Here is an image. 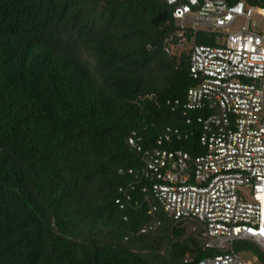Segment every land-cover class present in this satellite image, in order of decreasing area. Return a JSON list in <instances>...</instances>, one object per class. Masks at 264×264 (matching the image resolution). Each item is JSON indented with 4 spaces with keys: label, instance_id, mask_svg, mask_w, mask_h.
<instances>
[{
    "label": "trees",
    "instance_id": "1",
    "mask_svg": "<svg viewBox=\"0 0 264 264\" xmlns=\"http://www.w3.org/2000/svg\"><path fill=\"white\" fill-rule=\"evenodd\" d=\"M178 29L166 0H0V264H198L223 252L140 176L154 147L202 152L207 111L183 108L196 84L190 30L189 49L165 50ZM195 43L219 45L206 32ZM244 248L264 264L253 244L233 245Z\"/></svg>",
    "mask_w": 264,
    "mask_h": 264
},
{
    "label": "built area",
    "instance_id": "2",
    "mask_svg": "<svg viewBox=\"0 0 264 264\" xmlns=\"http://www.w3.org/2000/svg\"><path fill=\"white\" fill-rule=\"evenodd\" d=\"M166 3L173 6L179 29L177 45L171 36L165 50L174 53L187 30L191 33L189 63L196 84L188 89L183 108L185 113L207 111L197 117L202 152L193 156L154 147L143 155L140 176L151 179V191L169 216L188 225L195 222L205 246L223 251L198 264H248L233 245L249 242L264 253V35L249 31L247 25L236 32L228 27L239 16L248 24L264 7L242 0ZM198 32L216 35L219 45L196 44ZM128 187L133 189L132 184ZM120 191L130 198L123 187Z\"/></svg>",
    "mask_w": 264,
    "mask_h": 264
},
{
    "label": "rangeland",
    "instance_id": "3",
    "mask_svg": "<svg viewBox=\"0 0 264 264\" xmlns=\"http://www.w3.org/2000/svg\"><path fill=\"white\" fill-rule=\"evenodd\" d=\"M186 24L190 25L191 21L188 19L186 20ZM247 25V29L253 33H258L264 35V10L262 12H259L257 14H254L248 24H247V19L245 17L239 16L237 17L231 25L228 27L229 32H236L244 29ZM190 48L189 43L183 42L181 45H179L174 52L175 53H180L184 50H187ZM255 246V245H254ZM256 247V246H255ZM258 250H260L258 247H256ZM261 251V250H260ZM243 255L244 260L248 264H261L257 258V254L255 253V250L251 248H244L243 251L241 252Z\"/></svg>",
    "mask_w": 264,
    "mask_h": 264
}]
</instances>
